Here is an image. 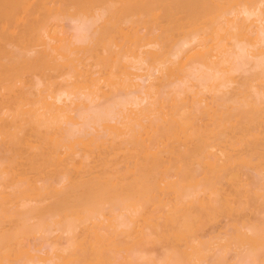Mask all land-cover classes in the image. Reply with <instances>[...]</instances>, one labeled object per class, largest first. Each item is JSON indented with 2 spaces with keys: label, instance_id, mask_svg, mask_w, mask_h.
I'll return each mask as SVG.
<instances>
[{
  "label": "bare ground",
  "instance_id": "6f19581e",
  "mask_svg": "<svg viewBox=\"0 0 264 264\" xmlns=\"http://www.w3.org/2000/svg\"><path fill=\"white\" fill-rule=\"evenodd\" d=\"M0 264H264V0H0Z\"/></svg>",
  "mask_w": 264,
  "mask_h": 264
}]
</instances>
